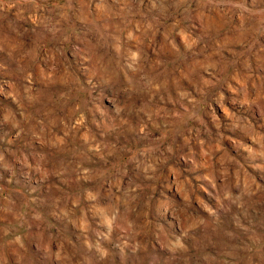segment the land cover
I'll use <instances>...</instances> for the list:
<instances>
[{"label": "rangeland", "instance_id": "374dc122", "mask_svg": "<svg viewBox=\"0 0 264 264\" xmlns=\"http://www.w3.org/2000/svg\"><path fill=\"white\" fill-rule=\"evenodd\" d=\"M0 264H264V0H0Z\"/></svg>", "mask_w": 264, "mask_h": 264}]
</instances>
